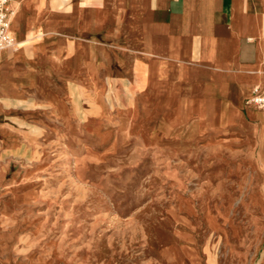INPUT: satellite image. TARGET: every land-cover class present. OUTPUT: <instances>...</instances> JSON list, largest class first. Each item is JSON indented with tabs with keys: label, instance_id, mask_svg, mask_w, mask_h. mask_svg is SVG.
I'll return each mask as SVG.
<instances>
[{
	"label": "rangeland",
	"instance_id": "374dc122",
	"mask_svg": "<svg viewBox=\"0 0 264 264\" xmlns=\"http://www.w3.org/2000/svg\"><path fill=\"white\" fill-rule=\"evenodd\" d=\"M135 82L125 71L73 81L56 88L62 113L0 134V264L264 258L255 182L234 162L226 176V155L186 130H158Z\"/></svg>",
	"mask_w": 264,
	"mask_h": 264
},
{
	"label": "crops",
	"instance_id": "0c3cea01",
	"mask_svg": "<svg viewBox=\"0 0 264 264\" xmlns=\"http://www.w3.org/2000/svg\"><path fill=\"white\" fill-rule=\"evenodd\" d=\"M17 50L0 52V134L62 113L56 88L125 71L158 130L226 155L264 207V0H10ZM136 85V84H135ZM181 132V136H182ZM264 264V258L259 261Z\"/></svg>",
	"mask_w": 264,
	"mask_h": 264
},
{
	"label": "built area",
	"instance_id": "2783aa9c",
	"mask_svg": "<svg viewBox=\"0 0 264 264\" xmlns=\"http://www.w3.org/2000/svg\"><path fill=\"white\" fill-rule=\"evenodd\" d=\"M10 0H0V52L4 50H17L19 43L11 36V15L13 10L9 7ZM247 104L264 110V87L256 86Z\"/></svg>",
	"mask_w": 264,
	"mask_h": 264
},
{
	"label": "bare ground",
	"instance_id": "6f19581e",
	"mask_svg": "<svg viewBox=\"0 0 264 264\" xmlns=\"http://www.w3.org/2000/svg\"><path fill=\"white\" fill-rule=\"evenodd\" d=\"M13 14H14V11H13V13H12V15H11V18H12V16H13Z\"/></svg>",
	"mask_w": 264,
	"mask_h": 264
}]
</instances>
